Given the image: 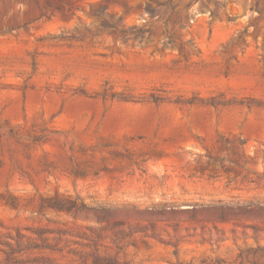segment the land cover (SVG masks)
<instances>
[{
    "label": "rangeland",
    "instance_id": "obj_1",
    "mask_svg": "<svg viewBox=\"0 0 264 264\" xmlns=\"http://www.w3.org/2000/svg\"><path fill=\"white\" fill-rule=\"evenodd\" d=\"M0 0V264H264V0Z\"/></svg>",
    "mask_w": 264,
    "mask_h": 264
},
{
    "label": "trees",
    "instance_id": "obj_2",
    "mask_svg": "<svg viewBox=\"0 0 264 264\" xmlns=\"http://www.w3.org/2000/svg\"><path fill=\"white\" fill-rule=\"evenodd\" d=\"M259 5H260V4H259V1L256 0L255 3H254V7H255L256 9H259Z\"/></svg>",
    "mask_w": 264,
    "mask_h": 264
}]
</instances>
